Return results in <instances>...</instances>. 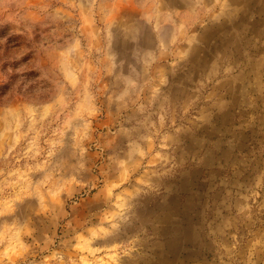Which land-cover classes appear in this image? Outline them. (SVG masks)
Segmentation results:
<instances>
[{
	"label": "clouds",
	"instance_id": "1",
	"mask_svg": "<svg viewBox=\"0 0 264 264\" xmlns=\"http://www.w3.org/2000/svg\"><path fill=\"white\" fill-rule=\"evenodd\" d=\"M113 7L0 0V264H264V0Z\"/></svg>",
	"mask_w": 264,
	"mask_h": 264
},
{
	"label": "rangeland",
	"instance_id": "2",
	"mask_svg": "<svg viewBox=\"0 0 264 264\" xmlns=\"http://www.w3.org/2000/svg\"><path fill=\"white\" fill-rule=\"evenodd\" d=\"M108 5H109V8L113 11L114 18L117 20L121 19V17L124 14L125 9L120 8V7H113V0H108ZM66 10L71 13L73 21H74V23H76V26L78 28L82 24H84V21L79 18L80 14L77 10H75V9H66ZM96 20H97L96 27L102 28L103 25L99 22V17H96ZM63 26L64 25H61V27H63ZM12 28H13V25H12L11 21H8L5 24H3L2 26H0V40H2L4 37H8V40L5 44H0V52H3L4 56H7L8 53L11 51L9 45H12L14 43V41L19 39L18 37L14 36V35L9 36V33L12 31ZM90 30H92V29H89L87 25H84V27L82 29L85 36H87V33ZM70 36H71V33H65L64 39H68ZM36 39L39 40V37L37 36ZM82 42H83V38H82ZM11 63H13V61L5 59L3 61V68H0V70H3L4 68H6ZM33 71H35V70H33ZM65 86L68 87L69 91H71L70 85L65 84ZM51 87L53 88V90L55 89V85H51ZM44 99L47 100L48 102H50V98H44ZM70 107H72V106H70ZM60 119L62 120V119H64V117L61 116ZM103 119L105 120V122L108 121L107 112L104 113ZM37 127H39V125H37ZM94 127H95V124H94ZM94 152H95V150L93 149L92 152H90V154H89L90 156H93V158H94ZM142 173H143V169H141V172L134 174L128 182L121 184L118 188L115 189V191L113 192L114 204L116 201H119L120 208L117 209V208L113 207L112 208L113 211H123L126 214L128 213L130 203L134 202V200L136 199V194L133 192V188L131 187V185H136L137 187H142V185L137 184V180L139 179V176ZM95 175L100 180H103V177L99 176L98 171H96ZM146 179H148L149 181H154L156 178L153 176H149V177H146ZM95 196H96V190L93 189L92 193H90V199L93 200L94 204L96 203ZM101 203L104 204V208H105V210H107V208H108L107 203L104 200H101ZM96 222H98V220ZM146 228L150 230L151 225H147ZM59 234L60 233L58 232V235Z\"/></svg>",
	"mask_w": 264,
	"mask_h": 264
}]
</instances>
